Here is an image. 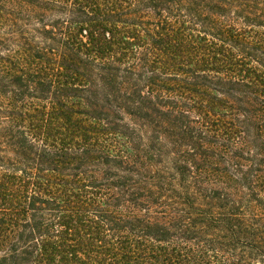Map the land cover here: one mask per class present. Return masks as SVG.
I'll return each mask as SVG.
<instances>
[{"label": "trees", "instance_id": "obj_1", "mask_svg": "<svg viewBox=\"0 0 264 264\" xmlns=\"http://www.w3.org/2000/svg\"><path fill=\"white\" fill-rule=\"evenodd\" d=\"M0 264H264V0H0Z\"/></svg>", "mask_w": 264, "mask_h": 264}]
</instances>
